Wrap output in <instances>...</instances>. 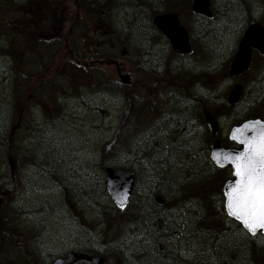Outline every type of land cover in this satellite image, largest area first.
<instances>
[{"label": "rangeland", "instance_id": "rangeland-1", "mask_svg": "<svg viewBox=\"0 0 264 264\" xmlns=\"http://www.w3.org/2000/svg\"><path fill=\"white\" fill-rule=\"evenodd\" d=\"M192 1H52L44 13L56 10L60 18L62 8L70 6V18L80 19L69 39L67 34L24 33L12 28L22 23L14 4L17 2L7 0L8 12H3L4 2L0 0V186L11 190L9 176L13 177L12 172L20 174L19 191L9 196L8 203L0 204V213L13 221L9 223L24 233L22 238L29 243L19 250L17 241L22 238L12 236L14 244L7 247L4 257L21 264H52L76 254L70 264H91L89 257L101 255L105 264H156L154 255L136 251L141 237L127 220L118 218L108 228L100 221L106 213L116 215L112 200L104 193L102 147L117 131L124 130L125 139L132 133L130 151L118 149V157L106 164L137 175L132 203L123 214L128 215L145 200H160L166 212L176 198L168 195V189L153 185L151 163L156 154H151L150 162L149 153L165 148L169 141L211 144L204 109L220 117V139L228 138L233 124L264 114V60L255 59L245 81L229 75L250 21L264 24V0H211V18L194 13ZM89 6L98 17L84 18ZM168 10L179 13L190 35L189 55L172 50L169 40L153 24L156 15ZM29 38L34 41L27 43ZM69 44L75 52L85 49L89 53L90 48H96L99 55L123 61L125 73L133 76L128 91L123 92L113 66L83 71L67 61ZM24 47H34V51L24 56L22 64L11 53L21 59L16 50L24 52ZM39 65L46 70L43 77L27 79L26 72L36 73ZM17 75L23 80L19 84L23 94H17ZM243 81L244 93L227 115L223 106H228L230 91ZM126 93L136 105L145 99L152 106L146 109V116L139 118L138 111L126 114ZM25 101L26 110L17 124V112ZM9 135L25 161L7 155ZM57 153L68 158L59 161L53 157ZM44 167L58 177L63 172L61 182ZM218 181L212 178L209 184L212 187ZM216 198H210L214 203L212 209L207 208L208 216H216L221 209ZM261 251L263 264V246Z\"/></svg>", "mask_w": 264, "mask_h": 264}, {"label": "trees", "instance_id": "trees-1", "mask_svg": "<svg viewBox=\"0 0 264 264\" xmlns=\"http://www.w3.org/2000/svg\"><path fill=\"white\" fill-rule=\"evenodd\" d=\"M90 16L98 17L99 14L93 8L91 10L89 6L84 14V18ZM75 21V26H77L80 19ZM29 39L27 43L34 41V38ZM37 42L39 43L40 39ZM24 43L26 45V42ZM24 49V52L20 48L16 50L17 54H22L21 59L13 56L14 54L11 53L12 58L16 59V62H20L21 60L23 64L24 56L34 51V47H24ZM170 72H172V67H170ZM43 74L44 70L42 69L36 73L26 72L27 79L30 81L37 80ZM176 75L179 76V74ZM16 78L17 94H23L22 88L19 87V84L23 83V80L19 79V75ZM174 79L178 78L174 77ZM201 81L200 78L199 82ZM120 86H122L123 92L128 91L129 87ZM36 87L40 89L39 84ZM125 98L127 115L138 111L140 118V116H146V109L152 108L151 105L147 104L145 99L140 100L141 104L138 102L136 105L133 101L134 98L130 97L128 93H126ZM26 107L27 102L25 101L21 110L17 112V124L20 123ZM135 108L136 110H134ZM223 108L224 111L228 110L226 112L227 115L234 109L225 105ZM121 131L123 132L121 133ZM121 131H117L113 140L107 142L102 147L100 166L103 170H105L108 162L111 163V161L115 160L116 156L118 157L119 151L126 150L129 152L131 149L132 133L128 134L129 138L125 139L124 130ZM224 144L228 147L231 146L229 142H224ZM5 148L9 157H13L19 160V162L25 161L21 154L22 150L19 145L15 144V140L10 135ZM209 150L210 143L199 146L188 142L179 143L175 150L169 149L166 153L163 150H153L149 153L150 156L152 153L156 154L154 156L156 159L151 163L152 171H154L152 183L153 185H158L159 188L162 186L165 190L168 189V195L171 198H176V202L172 203V208L166 209V212H163V206L158 201L145 200V202L136 205V209L130 211L128 215H124V212L122 213L115 208L116 215L106 213V216L101 218L100 221L108 228L118 218L127 220L128 224L134 227V233L141 237L139 245L136 246V251L140 250L143 252L145 250L146 255L150 254L152 257L154 255L156 257V264H260L264 237L261 235L250 236L238 223L226 216V213L223 211L222 183L230 177V174L228 170H220L213 165L210 160ZM57 154L53 156L55 158L60 157L59 161H66L64 159L68 158V155ZM149 155L147 158L151 162L153 157H149ZM44 169L57 181L61 182L60 178L64 177L63 172L58 177L53 175L46 167ZM11 175H13V177L9 176L11 179V190L0 186V204L8 203L11 195L19 191L20 174L19 172H12ZM212 178H218L219 181L217 185L213 184L211 187L209 180H212ZM104 193H106L105 189ZM212 196H217L216 200L218 199L221 203V209L216 212L217 215L214 217L207 215V208H213L214 201L210 199ZM192 207L196 209L192 210ZM9 222L13 221L1 212L0 262L12 261L4 257L7 247L14 244L11 237L17 235L22 238L24 236V233L18 231L14 227V224ZM22 239L17 241V249L19 250H22L23 244V247H29L27 240L23 239L22 241ZM168 239L171 241L170 243H168Z\"/></svg>", "mask_w": 264, "mask_h": 264}, {"label": "water", "instance_id": "water-1", "mask_svg": "<svg viewBox=\"0 0 264 264\" xmlns=\"http://www.w3.org/2000/svg\"><path fill=\"white\" fill-rule=\"evenodd\" d=\"M192 10L194 13L211 18L213 13L211 11V0H193ZM153 23L156 28H158L162 34L170 41L172 50L182 54L188 55L192 52V46L190 43V35L187 29L181 24L179 15L176 13L160 14L157 15ZM258 50L264 56V27L258 22H252L247 31L244 33L242 39L240 40L236 54L230 64L229 75L235 77L243 74L246 70L250 68L252 61L253 50ZM119 80L125 86L131 85L132 76L131 74L122 75L120 73V68L118 67ZM243 92V86L238 84L234 86L233 90L229 94L228 103L230 105H236ZM207 126L213 136L218 134L219 125L216 120H214L210 115L205 113ZM260 120V119H256ZM253 121V120H248ZM245 121V122H248ZM244 122V123H245ZM242 123L239 126H242ZM232 128V129H233ZM232 131V130H231ZM229 140L235 143L239 148H225L221 140H216L210 149V159L211 153L213 151L223 152V151H235L242 149L243 145L239 144L237 141L230 138ZM250 134V129L248 131ZM212 163L220 169L230 168V166H225L223 168L217 166L211 159ZM233 179V177H232ZM227 180L225 184L230 181ZM105 189L111 198L112 202L116 208L120 211H124L131 202L133 191L135 188V173L132 171H121L114 167H107L105 170ZM123 205V207H121ZM238 223V222H237ZM242 226V225H241ZM243 228V226H242ZM246 231V230H245ZM249 234V233H248ZM264 236V232H258ZM257 234V235H258ZM252 236L251 234H249ZM72 261V256L67 259H58L53 264H70ZM93 264H104V258L101 256L95 257L93 259ZM0 264H18L17 262L0 263Z\"/></svg>", "mask_w": 264, "mask_h": 264}, {"label": "snow or ice", "instance_id": "snow-or-ice-1", "mask_svg": "<svg viewBox=\"0 0 264 264\" xmlns=\"http://www.w3.org/2000/svg\"><path fill=\"white\" fill-rule=\"evenodd\" d=\"M230 138L243 145L242 149L211 153L217 166H230L233 177L223 189V211L256 236L264 232V121L245 122L232 129Z\"/></svg>", "mask_w": 264, "mask_h": 264}, {"label": "flooded vegetation", "instance_id": "flooded-vegetation-1", "mask_svg": "<svg viewBox=\"0 0 264 264\" xmlns=\"http://www.w3.org/2000/svg\"><path fill=\"white\" fill-rule=\"evenodd\" d=\"M2 1L4 2L3 12H8L6 10L8 7L6 5L7 0H2ZM52 1H58V0H19V2L16 0V2L21 5L20 8L23 12L22 16H20V18L22 19V23L18 25H14L12 26V28L17 29L18 31H22L24 33H45V34L50 33V34H56V35H59V34L66 35L67 34L71 37L76 27L75 26L76 21L70 18V9H69L70 6L68 7L65 6V9L63 7L61 10L62 11L61 16L60 18H58L56 10L45 12V13L43 12L44 9H48L50 8V6H52L51 4ZM47 2H48V5H47ZM165 13H172V11L168 10V12L166 11ZM174 13H177V12H174ZM46 20H51L54 22L52 24H49L46 22ZM252 21L254 20H251L250 22ZM255 21L259 22L258 20H255ZM261 24L264 26L263 23ZM246 31H247V28L244 30V33ZM88 40L90 39L88 38ZM67 48H68L67 53L69 55L68 58L71 59L72 63L75 62L76 66L78 68H81L82 70H86L87 68H91V67L94 68L95 66H101V65H105L108 67L110 66L115 67L114 61H118L120 63L121 72L125 73V67L123 66V61H120L116 56L99 55L98 51H95L97 50L96 48H94L95 50L90 48L89 53H86L85 49H82V51L80 52H75L74 49L71 48V44H69ZM77 56H79V58ZM256 58H259V59L261 58L262 60H264V56L258 50L254 49L252 53V63H251L250 69L252 68ZM249 70H247L245 73L239 76H236L235 79L241 80V78H244V81H245L247 78V72ZM244 81L242 85L245 88ZM254 82L255 80L252 82V84ZM257 117H260L264 121V114L261 116H257ZM89 262L91 263L90 259H89Z\"/></svg>", "mask_w": 264, "mask_h": 264}, {"label": "bare ground", "instance_id": "bare-ground-1", "mask_svg": "<svg viewBox=\"0 0 264 264\" xmlns=\"http://www.w3.org/2000/svg\"><path fill=\"white\" fill-rule=\"evenodd\" d=\"M181 143L179 140H176L175 143H172L171 141L168 142V144L165 145V148H160V150H163V152H167L169 149L175 150V148L178 146V144ZM54 157V156H53ZM55 158V157H54ZM59 160V158H55ZM37 162V161H35Z\"/></svg>", "mask_w": 264, "mask_h": 264}]
</instances>
